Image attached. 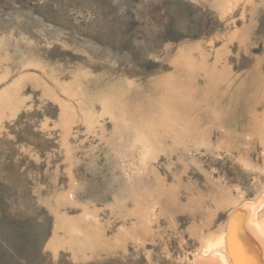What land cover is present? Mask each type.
<instances>
[{"label":"rangeland","instance_id":"obj_1","mask_svg":"<svg viewBox=\"0 0 264 264\" xmlns=\"http://www.w3.org/2000/svg\"><path fill=\"white\" fill-rule=\"evenodd\" d=\"M263 193L264 0H0V264H194Z\"/></svg>","mask_w":264,"mask_h":264},{"label":"bare ground","instance_id":"obj_2","mask_svg":"<svg viewBox=\"0 0 264 264\" xmlns=\"http://www.w3.org/2000/svg\"><path fill=\"white\" fill-rule=\"evenodd\" d=\"M261 198L234 209L228 232L210 241L194 264H264V193Z\"/></svg>","mask_w":264,"mask_h":264}]
</instances>
